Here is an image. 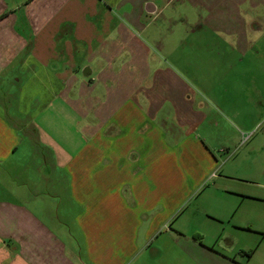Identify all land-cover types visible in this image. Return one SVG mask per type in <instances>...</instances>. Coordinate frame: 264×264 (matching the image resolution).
Masks as SVG:
<instances>
[{
  "label": "crops",
  "instance_id": "crops-1",
  "mask_svg": "<svg viewBox=\"0 0 264 264\" xmlns=\"http://www.w3.org/2000/svg\"><path fill=\"white\" fill-rule=\"evenodd\" d=\"M185 18L247 54L264 0H0V264H264V227L235 213L238 238L186 228L217 161L163 62Z\"/></svg>",
  "mask_w": 264,
  "mask_h": 264
},
{
  "label": "rangeland",
  "instance_id": "rangeland-1",
  "mask_svg": "<svg viewBox=\"0 0 264 264\" xmlns=\"http://www.w3.org/2000/svg\"><path fill=\"white\" fill-rule=\"evenodd\" d=\"M192 22L191 18L174 22L173 35L163 51H171V59L163 58V62L185 73L190 99L207 115V121L194 132L208 154L214 153L217 164L213 171L218 177L214 178L215 172L208 174L203 189L192 196L197 206L193 200L187 206L186 200L180 209L195 216L186 220V228L199 235L189 236L211 244L222 227H228L225 234L238 238L230 229L232 224H227L231 213L236 214L235 222L247 219L253 227H264V31L252 33V49L247 54L233 56L230 42L211 40L202 29L191 31ZM216 52H228L229 57L219 58ZM201 169L197 167L196 174ZM192 175L196 178L194 172ZM239 235L242 243V233ZM174 261L182 258L175 255Z\"/></svg>",
  "mask_w": 264,
  "mask_h": 264
},
{
  "label": "trees",
  "instance_id": "trees-1",
  "mask_svg": "<svg viewBox=\"0 0 264 264\" xmlns=\"http://www.w3.org/2000/svg\"><path fill=\"white\" fill-rule=\"evenodd\" d=\"M263 234H264V232H263ZM248 256L251 254V252H249V253H246Z\"/></svg>",
  "mask_w": 264,
  "mask_h": 264
}]
</instances>
